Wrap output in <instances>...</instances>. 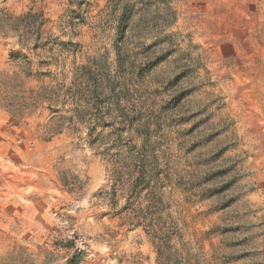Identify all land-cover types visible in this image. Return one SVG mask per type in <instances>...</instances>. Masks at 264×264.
Masks as SVG:
<instances>
[{
  "label": "rangeland",
  "instance_id": "obj_1",
  "mask_svg": "<svg viewBox=\"0 0 264 264\" xmlns=\"http://www.w3.org/2000/svg\"><path fill=\"white\" fill-rule=\"evenodd\" d=\"M0 264H264V0H0Z\"/></svg>",
  "mask_w": 264,
  "mask_h": 264
}]
</instances>
